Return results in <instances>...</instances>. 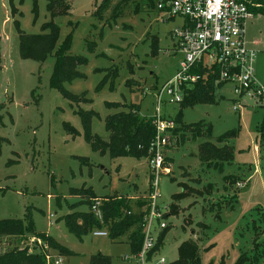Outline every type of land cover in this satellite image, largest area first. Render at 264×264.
I'll use <instances>...</instances> for the list:
<instances>
[{
	"label": "rangeland",
	"instance_id": "obj_1",
	"mask_svg": "<svg viewBox=\"0 0 264 264\" xmlns=\"http://www.w3.org/2000/svg\"><path fill=\"white\" fill-rule=\"evenodd\" d=\"M103 1L67 0L69 14L53 19L59 27L56 47L69 37L68 54L86 60L77 67L83 77L65 84L74 95L69 100L49 84L53 56L37 62L19 55L14 20L23 33L39 34L42 23L50 19L47 0H36V19L33 0H0V220L26 224L29 217L36 232L45 233L70 254L60 255L29 235L6 237L2 251L27 244L34 252L47 247L42 251L50 256V264L56 260L89 264L96 254L109 257L111 264H132L125 259L130 257L125 237L113 242L92 232L77 237L68 231L67 214L89 211L82 198L69 191L90 187L98 197L147 199L158 174V208L166 215L169 205L177 207L176 214L164 219L166 233L157 251L167 264L177 259L185 240L197 245L200 264H235L240 256L249 260L245 264H264V132L260 130L264 106L255 105L248 93L237 97L225 83L216 88L214 103L183 108L180 121L175 119L179 105L163 101L160 113L168 124V142L157 151L165 170L154 169L148 158L100 155L85 142L74 111H93L91 134L105 140V118L122 109L107 108L109 103L138 105L139 114L152 121L154 89L175 75L182 58L172 37L180 18L160 22L156 11L140 0H108L95 16ZM244 28L246 47L255 51V76L264 86V15L247 19ZM87 43L95 44L92 51ZM108 68L118 74L112 81L105 75ZM234 103L240 104L238 110ZM200 122L211 124L212 136H195L184 126ZM63 123L78 134L65 131ZM205 129L201 128L203 133ZM229 131L237 135L216 139ZM202 144L232 147V160L201 161ZM178 183H184L190 194L173 201L172 196L182 191Z\"/></svg>",
	"mask_w": 264,
	"mask_h": 264
},
{
	"label": "trees",
	"instance_id": "obj_2",
	"mask_svg": "<svg viewBox=\"0 0 264 264\" xmlns=\"http://www.w3.org/2000/svg\"><path fill=\"white\" fill-rule=\"evenodd\" d=\"M124 1V0H123ZM144 2L150 9L153 7L152 0H140ZM247 8L254 15H264V0H244ZM108 0H104L98 9L94 12L98 16L106 7ZM46 10L49 13L50 19L42 23L39 34H25L19 30L18 21L14 20L19 36V55L22 59H31L37 62H43L48 56L54 57L52 72L49 78V84L56 89L63 97L73 100L72 94L65 90V84L70 83L74 79L82 78L77 67L84 65L86 60L80 56L68 54L70 38L67 37L60 45L56 47L59 35V27L53 21L57 16L69 14L70 7L67 0H47ZM116 10L114 9V12ZM32 12L37 18L36 0H33ZM15 9L12 8V15H15ZM19 14V12H18ZM156 40V39H155ZM92 45V46H90ZM88 44L87 48L92 51L95 44ZM157 48V40L153 46ZM153 49V48H152ZM193 73H198L201 76L206 72V69L197 67L192 70ZM105 75L112 78L117 77L116 71L108 68ZM216 72H208L205 78H200L192 87L187 88L184 92L183 100L179 103V110L176 113L175 119L182 120V109L197 103H214L215 90L222 86V83L215 86ZM105 76L99 83L98 89L103 86ZM113 83V82H112ZM107 108H122L121 110L107 115L105 118V129L108 132L107 139H101L91 134L90 122L95 116L93 111L79 110L77 113L82 123V131L85 142L90 146L91 150L100 155L107 154L110 158L117 157H134L137 159L152 157L153 152L150 150V143L156 136V127L151 119H145L139 114V106L134 104L109 103ZM186 128H191L195 136H212L211 124L204 122L195 124H184ZM206 127L203 133L201 128ZM65 131L72 135L78 134L77 130L68 123H63ZM261 132H264V117L261 122ZM237 135V131H229L226 134L216 138L218 141L232 139ZM232 151L227 147L220 149L213 148L207 144H202L199 147V159L201 161L227 163L232 160ZM83 162V160H81ZM161 168H166L164 162ZM223 168V166H222ZM219 171H222L219 170ZM224 179H226L224 177ZM182 187V191L172 196L173 201H179L188 196L189 189L184 183H178ZM70 194L81 197L88 207L86 213L73 212L64 217V224L69 232H72L77 237H81L93 230H105L107 237L113 242H119L122 237L126 238V242L130 249V254L137 253L142 244V222L143 216L147 211L144 207L147 204L146 199L131 198L127 196H109L98 197L90 187L71 188ZM98 202V210L101 214L97 218L91 210V206L96 200ZM169 214L164 215V218L171 214L177 213V207L169 205ZM26 224L18 219L0 220V264H46L45 256L42 249L39 252H34L27 244L23 246L14 245L9 249L2 251V242L6 237H19L24 239L25 235L31 238L41 239L43 244L48 248L55 250L60 255L70 254L67 249L59 245L54 239L45 233L36 232L31 218H25ZM166 228V227H165ZM163 228L160 232L154 251H158L165 237L166 229ZM254 262L257 258H253ZM245 256H240L235 264H245ZM246 262H249L247 260ZM89 264H111L110 258L102 254L92 255ZM169 264H200L199 249L197 245L190 240L183 241L178 247L177 259Z\"/></svg>",
	"mask_w": 264,
	"mask_h": 264
},
{
	"label": "built area",
	"instance_id": "obj_3",
	"mask_svg": "<svg viewBox=\"0 0 264 264\" xmlns=\"http://www.w3.org/2000/svg\"><path fill=\"white\" fill-rule=\"evenodd\" d=\"M158 14V21L165 22L175 18L181 19V24L174 28L172 37L176 41L179 53L182 55L175 75L154 90L156 102L152 123L156 127V136L150 143L152 157L148 159L153 168H161L164 158L157 151L163 147L168 138L165 135L167 123L161 117L160 105L163 101L177 104L183 100L184 92L192 87L200 78H205L208 72H216L215 86L230 83L235 96L248 93L255 105L264 106V86L255 79L253 60L255 51L247 48L244 42L245 22L254 14L248 10L244 0H152ZM197 67L206 69L201 76L193 73ZM237 100V99H234ZM240 104L234 103V110ZM158 174H154L149 185L147 208L142 222V244L140 250L130 257H125L132 264H167L163 256L157 255L154 248L158 233L166 227L164 210L158 208ZM97 199L91 206L97 218L101 217ZM50 217L52 215L50 214ZM97 237H106L105 230H93ZM47 247H42V249ZM44 253V252H43ZM45 256L46 264H50V256ZM59 264L60 260H56Z\"/></svg>",
	"mask_w": 264,
	"mask_h": 264
},
{
	"label": "crops",
	"instance_id": "obj_4",
	"mask_svg": "<svg viewBox=\"0 0 264 264\" xmlns=\"http://www.w3.org/2000/svg\"><path fill=\"white\" fill-rule=\"evenodd\" d=\"M255 74V73H254ZM255 79H256V81L258 82V80H257V78H256V76H255ZM259 83V82H258ZM260 84V83H259ZM262 85V84H261ZM131 198H134V196L133 197H131ZM129 247V246H128Z\"/></svg>",
	"mask_w": 264,
	"mask_h": 264
}]
</instances>
